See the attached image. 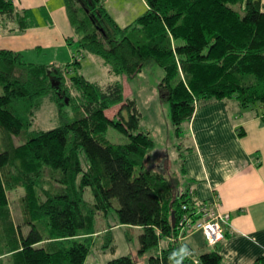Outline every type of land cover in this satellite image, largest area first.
<instances>
[{"label":"trees","instance_id":"16d2710c","mask_svg":"<svg viewBox=\"0 0 264 264\" xmlns=\"http://www.w3.org/2000/svg\"><path fill=\"white\" fill-rule=\"evenodd\" d=\"M65 2L79 34L78 51L101 56L115 74L133 76L149 61L163 68L158 88L178 130L198 104L221 98L256 108L264 121L262 0H146V10L125 25L115 21L104 0ZM14 9L13 0H0V15L16 17L17 27L25 28L29 11ZM80 61L51 66L0 48V206L22 181L21 219L30 226L26 234L13 228L21 242L15 264H83L90 241L81 236L88 235L97 210L106 215L111 209L117 222L108 223L106 247L115 248L114 225H125L128 238V229L139 226L138 253L154 248L147 264H234L214 249L226 229L214 243L200 230L205 242L200 251L181 240L194 229L185 231L178 220L186 211L193 214L199 200L146 168L143 159L155 142L150 131L139 128L142 111L136 98L124 94L119 78L99 82L71 73ZM46 93L54 95L60 109L74 101L79 112L49 128H29ZM116 105L108 115L106 109ZM110 125L126 140H110L105 134ZM87 187L91 198L85 196ZM34 213L46 218L56 238L35 245L43 233ZM256 262L263 264L264 255ZM107 264L137 263L125 253Z\"/></svg>","mask_w":264,"mask_h":264},{"label":"crops","instance_id":"0c3cea01","mask_svg":"<svg viewBox=\"0 0 264 264\" xmlns=\"http://www.w3.org/2000/svg\"><path fill=\"white\" fill-rule=\"evenodd\" d=\"M13 2L18 12L31 11V18L20 29L16 17L1 14L0 48L19 51L27 61L53 62L46 55L67 61L73 52V25L65 0ZM104 5L120 25L147 8L146 0H104ZM239 109L233 98L196 106L186 123L190 141L182 157L184 180L179 187L188 186L196 199L215 202L219 210L230 212L219 247L224 261L258 264L256 259L264 255V121L256 108L241 114ZM199 231L188 232L181 240L200 251L205 242Z\"/></svg>","mask_w":264,"mask_h":264},{"label":"rangeland","instance_id":"374dc122","mask_svg":"<svg viewBox=\"0 0 264 264\" xmlns=\"http://www.w3.org/2000/svg\"><path fill=\"white\" fill-rule=\"evenodd\" d=\"M16 11L17 8L14 9L15 13ZM28 15V18H31V11H29ZM70 36H72L70 43L73 52L67 61H73L76 57L78 60L81 59L80 64L77 66L78 68L73 70L74 68L70 67V72L82 73L88 79L99 82H106L111 79L119 78L123 83L124 94L134 96L140 110L142 111L139 128L150 131V134L155 142L152 149L149 150L148 155L145 156L146 158L143 159L146 168L149 171L156 170L161 172L166 177L171 178L180 191L193 194L192 190H190L188 186L184 188L179 187V184H182L181 180H184V174L181 172L180 168L183 163L182 157L186 151V147L189 145L190 129L186 124L187 121H183L180 124L179 130L171 121L169 102L167 99L160 96V90L158 88V82L164 74L163 68L156 62L149 61L144 64L143 68L133 76H128L125 73L115 74L110 70L108 63L101 56L87 51H78L77 39L79 34L76 32L74 25L73 33ZM44 58L47 60L51 58L50 60L53 62H45L51 66L62 65L67 62H60L58 60L59 58L50 57V55H46ZM36 60L40 59H34V61ZM66 74L67 81H69L68 72ZM61 108L62 109H60L58 101L53 94H44L39 106L34 109L32 123L29 128H49L58 125L65 120L72 119L79 112V110L75 107L74 101L68 102L67 100L62 104ZM116 109H118V105L106 109V113L111 116ZM250 109V106H240L238 114H241L244 110ZM105 134L112 141H124L127 138L112 125L108 126ZM22 137L23 136H20L19 138L16 137L15 142L19 143V140ZM25 185V183L20 181L18 187L9 190L5 195L7 198V204L4 207L3 205L0 206V227L1 225L2 227L7 225L5 230L0 231V264H15L14 257L16 252L21 248L20 235H18L17 231L12 233L15 225L19 226V231L23 234H26L30 228V226L21 219L23 214L19 202V198H22V194L26 188ZM35 188L41 190L39 186H36ZM85 196L88 198H91L92 196L88 187L85 188ZM194 198L196 199V197ZM198 204H208L213 206L214 202L212 203L199 200ZM6 211H9L10 217H6ZM113 211L114 210L111 209L108 211V214L104 215L100 210H97L95 215L96 217L94 216L95 219L91 224V230L88 235L81 236L86 237L87 242L90 241V252L83 264H107V261L110 258L125 253L133 255L137 264H147L148 255L154 251V248L148 249L146 252L141 254L138 253L137 249L139 246L140 233L139 226H134L128 229L130 230V238H128L125 231V225H114L112 227L113 235L110 236V239L114 242L115 248L112 249L110 247H106V245L110 243L109 241L105 242V239H107L106 232L110 227L108 223L117 222V217ZM219 211L221 212L222 210ZM37 214L38 213H34L33 219L41 228L43 235L41 241L37 244L35 243V245H38L39 243V245H41V243L44 242L45 244L48 240L56 237L50 233L46 218L44 216L38 217ZM186 214L189 213L186 211L182 217ZM199 219L200 215H196L193 218V221ZM180 220L181 218L178 220L179 223ZM227 224L228 222L224 225ZM190 228L192 227H186L185 231ZM224 229L226 228L224 227ZM179 230H181V228ZM214 249L220 251L219 247Z\"/></svg>","mask_w":264,"mask_h":264},{"label":"built area","instance_id":"2783aa9c","mask_svg":"<svg viewBox=\"0 0 264 264\" xmlns=\"http://www.w3.org/2000/svg\"><path fill=\"white\" fill-rule=\"evenodd\" d=\"M196 215H200V219L193 221ZM228 217L229 214L227 212L214 211L212 205L198 204L193 214H186L181 218L180 224L185 228L201 229L205 238L214 243L224 236V229L218 220L225 221Z\"/></svg>","mask_w":264,"mask_h":264},{"label":"bare ground","instance_id":"6f19581e","mask_svg":"<svg viewBox=\"0 0 264 264\" xmlns=\"http://www.w3.org/2000/svg\"><path fill=\"white\" fill-rule=\"evenodd\" d=\"M68 9V8H67ZM69 13V12H68ZM69 17H70V15H69ZM70 21H71V19H70ZM71 23H72V21H71ZM73 25V24H72ZM55 83V82H54ZM217 203H215L214 202V205L212 206V208H213V210L214 211H216V212H220L219 211V209L217 208ZM221 212H227L228 214H229V217H228V219L227 220H221V219H219L218 221H219V223L221 224V226H222V228L224 229V227H223V225L225 224V223H227V221H228V224H229V218H230V212L229 211H221Z\"/></svg>","mask_w":264,"mask_h":264},{"label":"water","instance_id":"95a60500","mask_svg":"<svg viewBox=\"0 0 264 264\" xmlns=\"http://www.w3.org/2000/svg\"><path fill=\"white\" fill-rule=\"evenodd\" d=\"M172 221L174 222V217L172 218Z\"/></svg>","mask_w":264,"mask_h":264}]
</instances>
